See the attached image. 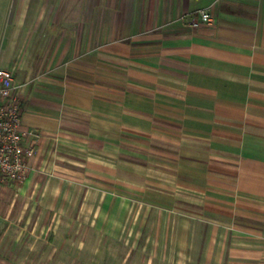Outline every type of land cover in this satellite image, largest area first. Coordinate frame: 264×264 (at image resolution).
<instances>
[{"label":"crops","instance_id":"1","mask_svg":"<svg viewBox=\"0 0 264 264\" xmlns=\"http://www.w3.org/2000/svg\"><path fill=\"white\" fill-rule=\"evenodd\" d=\"M0 67L35 151L0 264H264V0H0Z\"/></svg>","mask_w":264,"mask_h":264},{"label":"built area","instance_id":"2","mask_svg":"<svg viewBox=\"0 0 264 264\" xmlns=\"http://www.w3.org/2000/svg\"><path fill=\"white\" fill-rule=\"evenodd\" d=\"M180 20L196 28L210 23L212 18L207 10L200 9L193 15H182ZM20 87L13 73L0 67V189L27 179L35 153L26 141L28 134L21 127Z\"/></svg>","mask_w":264,"mask_h":264},{"label":"rangeland","instance_id":"3","mask_svg":"<svg viewBox=\"0 0 264 264\" xmlns=\"http://www.w3.org/2000/svg\"><path fill=\"white\" fill-rule=\"evenodd\" d=\"M149 164V161L147 162ZM153 163V161H152ZM152 163L150 164L151 166ZM95 203V202H94ZM146 214V210L145 209H129L126 211V216H125V220H126V225H125V232L131 233V236L129 237V240L127 241V246L132 245L133 240H130L131 238H133V234H136L138 232H140L141 228L145 227V225H141L140 223V218L144 217ZM155 217V212H153V214H149V218L151 217ZM134 217H136L135 221H134ZM150 228H153V226L151 225H146L144 232H148ZM142 253L145 254L146 256L149 255V249L147 248L146 250H142ZM77 264H82V262H80L78 260Z\"/></svg>","mask_w":264,"mask_h":264}]
</instances>
